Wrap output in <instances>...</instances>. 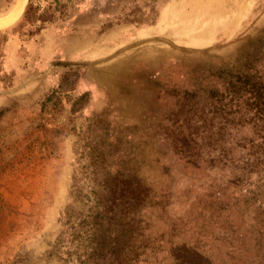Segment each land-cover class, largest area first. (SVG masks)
<instances>
[{"label":"rangeland","instance_id":"obj_1","mask_svg":"<svg viewBox=\"0 0 264 264\" xmlns=\"http://www.w3.org/2000/svg\"><path fill=\"white\" fill-rule=\"evenodd\" d=\"M22 8L0 30V264H264V167L234 180L198 144L197 175L165 138L212 112L184 93L263 35L264 0H0V27ZM124 177L169 206L105 214Z\"/></svg>","mask_w":264,"mask_h":264},{"label":"trees","instance_id":"obj_2","mask_svg":"<svg viewBox=\"0 0 264 264\" xmlns=\"http://www.w3.org/2000/svg\"><path fill=\"white\" fill-rule=\"evenodd\" d=\"M211 77L215 79L208 80L204 87L199 84L193 85L191 91L184 94L195 100L198 92L203 93L208 99V102L203 101L204 109L212 112L208 111L207 115L199 116L196 120L187 118L175 121L174 123L184 127L185 131H165L169 149L181 163H185L184 169L194 170L197 175L199 167L195 159L198 157V150L200 147H210L218 152V162H225L228 165L230 178L238 180L253 173L260 177L261 172L257 171L258 167H264V31L261 37L250 40L237 51V57L232 65L220 66ZM209 114L212 117H209ZM226 125H229L232 131L225 130ZM208 164L216 163L208 162ZM134 180L124 177L116 183H103L108 197L104 201H99V204L105 214H113L114 209L120 206L121 218L127 216L123 219L126 220L131 213L134 215L135 212L140 213L146 204H151L154 212L156 210L159 213L169 206L167 202L172 195L168 193L165 185L156 184L155 187L153 185L152 197H150L151 189L139 180ZM189 186L180 190L187 195H180L179 192V199L189 202L187 207L193 209L191 198L188 196L191 194ZM117 190L124 191L127 195L131 193L132 196L129 200L127 195L125 200L115 199L114 193ZM213 192H215L214 187L209 186L205 189V193H208L206 197H211L209 194ZM217 195L220 196L221 193L217 192ZM138 223L139 220L136 221L134 229L136 237L140 236ZM124 225L127 229L121 236L125 238V248H128L133 232L129 223ZM165 235L169 236L167 232ZM163 237L164 233L155 237L158 250H161L167 242L172 244L168 240L164 243ZM141 242L143 249L144 240ZM135 249H138L137 245ZM126 255L129 256V252ZM170 255L174 256L171 252Z\"/></svg>","mask_w":264,"mask_h":264},{"label":"crops","instance_id":"obj_3","mask_svg":"<svg viewBox=\"0 0 264 264\" xmlns=\"http://www.w3.org/2000/svg\"><path fill=\"white\" fill-rule=\"evenodd\" d=\"M13 58H14V61H13ZM20 59H22L21 57H19V56H11V54H7L5 57H4V59H3V61L5 62V63H7L8 64V69L10 68V66H11V63H12V61H13V63L14 64H16V63H22V60H20ZM48 61H46V63H47ZM46 69H44L43 71H45ZM4 72H6V69L3 71V73ZM7 73V72H6ZM50 81L52 82L53 81V78H51L50 79ZM47 83V82H46ZM29 85H27V87H28ZM0 89H1V87H0ZM85 92H87V91H85ZM6 96L4 95V96H0V102H1V100H3L4 98H5Z\"/></svg>","mask_w":264,"mask_h":264},{"label":"water","instance_id":"obj_4","mask_svg":"<svg viewBox=\"0 0 264 264\" xmlns=\"http://www.w3.org/2000/svg\"><path fill=\"white\" fill-rule=\"evenodd\" d=\"M24 9V8H23ZM22 12H23V10H22ZM22 12L20 13V15L18 16V18L11 24V25H13L16 21H18V19L20 18V16L22 15ZM11 25H9V26H7V27H5V28H8V27H10ZM2 29H4V28H2ZM1 30V29H0Z\"/></svg>","mask_w":264,"mask_h":264},{"label":"bare ground","instance_id":"obj_5","mask_svg":"<svg viewBox=\"0 0 264 264\" xmlns=\"http://www.w3.org/2000/svg\"><path fill=\"white\" fill-rule=\"evenodd\" d=\"M19 10H20V9H19ZM22 10H23V8H22L21 11L19 12V15H20V13L22 12ZM17 18H18V17H17ZM15 20H16V19H15ZM15 20H14V21H15ZM14 21H13V22H14ZM13 22H10V24H8V25H6V26L0 27V29H2V28H4V27H7V26L11 25ZM0 24H1V23H0Z\"/></svg>","mask_w":264,"mask_h":264}]
</instances>
